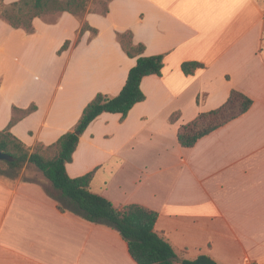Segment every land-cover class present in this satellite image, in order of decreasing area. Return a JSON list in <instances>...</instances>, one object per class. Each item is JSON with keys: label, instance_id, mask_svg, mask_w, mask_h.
<instances>
[{"label": "crops", "instance_id": "1", "mask_svg": "<svg viewBox=\"0 0 264 264\" xmlns=\"http://www.w3.org/2000/svg\"><path fill=\"white\" fill-rule=\"evenodd\" d=\"M92 4L78 16L35 17L30 33L0 16V130L17 117L10 132L31 149L73 130L97 93L123 87L136 59L117 33L130 30L144 55H163L161 74L142 78L145 98L124 120L104 112L89 123L68 175L96 169L92 192L116 208L156 211L154 230L174 264L200 255L264 264V0H108L106 15ZM84 23L97 32L81 33ZM184 62L202 66L185 74ZM232 88L253 100L249 110L193 147L179 145L178 127ZM24 173L0 175V264H137L115 228L83 218L48 179Z\"/></svg>", "mask_w": 264, "mask_h": 264}, {"label": "trees", "instance_id": "2", "mask_svg": "<svg viewBox=\"0 0 264 264\" xmlns=\"http://www.w3.org/2000/svg\"><path fill=\"white\" fill-rule=\"evenodd\" d=\"M88 0H19L7 6L0 0V16L12 27L22 28L26 32L33 31V19L47 14L69 12L80 15L86 8ZM106 15L108 2L99 11ZM96 33L86 23L81 28ZM118 42L123 51L136 59L130 68L126 81L115 96L97 93L83 108L82 114L73 130L62 134L56 142L45 146L36 144L32 149L20 141L10 132V127L17 117H12L6 128L0 130V150L10 154L14 160L0 161L4 163L9 175L0 171V175L17 177L20 168L25 163L33 164L57 190L60 197L68 198L75 205L77 213L90 222L105 224L115 228L127 242L128 250L137 264H174L176 254L172 246L154 230L158 213L139 204H127L116 208L105 197L90 190V182L94 176L93 169L83 175L70 177L66 171V164L72 161L73 152L79 142V136L89 123L104 112L119 113L120 120H124L132 106L145 98L140 83L148 75H160L163 67V55H144V45L133 42L130 30L117 33ZM70 41L64 42L58 53L66 49ZM198 62H184L181 68L185 74H191L201 67ZM253 100L244 93L231 89L227 99L217 108L200 112L191 121L182 124L177 129V141L182 147H193L202 137L232 121L249 110ZM35 109L31 105L26 110L15 111L21 115L28 114ZM179 112L173 113L169 121L174 122ZM53 151L49 156L48 152ZM61 211L65 207L58 204ZM181 264H217L206 255H200L193 260H182Z\"/></svg>", "mask_w": 264, "mask_h": 264}, {"label": "rangeland", "instance_id": "3", "mask_svg": "<svg viewBox=\"0 0 264 264\" xmlns=\"http://www.w3.org/2000/svg\"><path fill=\"white\" fill-rule=\"evenodd\" d=\"M89 1L90 0H88L87 3H89ZM92 2H93V4L91 6V9L99 12V11H101L103 9L104 5L107 4L108 0H92ZM4 9H5L4 7H0V11H2ZM82 13H81V15H82ZM53 14H56V12L53 13ZM47 15H48V17H50L49 14H47ZM47 15H45V16H47ZM48 155L52 156L53 155V151L50 150V152H48ZM22 170L25 171V173L23 175V178L36 180L38 177H42L43 176L42 173L33 164H30V163H25L20 168L19 171L21 172ZM0 171L5 173L6 175L11 174L10 170H8L6 165L4 163H2V162H0Z\"/></svg>", "mask_w": 264, "mask_h": 264}, {"label": "water", "instance_id": "4", "mask_svg": "<svg viewBox=\"0 0 264 264\" xmlns=\"http://www.w3.org/2000/svg\"><path fill=\"white\" fill-rule=\"evenodd\" d=\"M14 160V157L11 156L10 154L0 150V161H13Z\"/></svg>", "mask_w": 264, "mask_h": 264}]
</instances>
